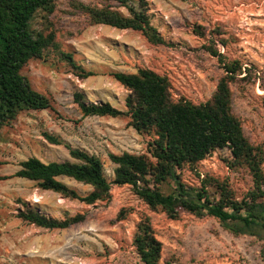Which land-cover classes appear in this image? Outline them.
<instances>
[{
	"label": "rangeland",
	"instance_id": "rangeland-1",
	"mask_svg": "<svg viewBox=\"0 0 264 264\" xmlns=\"http://www.w3.org/2000/svg\"><path fill=\"white\" fill-rule=\"evenodd\" d=\"M146 2L152 23L169 46H153L139 32L90 26L83 16L61 17L56 24L58 45L96 75L82 80L64 64L41 60L31 61L22 70L34 90L53 99V107L23 112L13 124L0 130L1 176L12 175L20 162L30 157L43 162L71 160L63 145L47 142L43 136L47 132L72 148L99 157L111 182L114 164L109 154L146 153L150 138L130 128L126 119L82 118L74 94H83L91 103L107 102L123 110L128 91L111 74L148 68L168 77L175 99L206 102L223 75L217 59L204 48L209 45L250 69L253 82L232 87L233 111L242 120L246 137L255 144L264 142V0ZM227 154L214 153L200 163L199 169L229 177L241 194L249 187L250 179L227 169L222 161ZM60 180L83 195L91 190L67 178ZM187 180L192 182L193 177L187 174ZM111 195L108 203L87 206L42 191L32 181H0V264H143L132 246L141 212L152 220L163 245V260L173 257L176 264H264L250 238L233 237L213 218L183 214L180 220H170L165 214L150 211L130 186H112ZM18 199L57 219L78 213L85 214L86 219L65 230L38 228L17 218ZM122 209L134 211L119 221L117 215Z\"/></svg>",
	"mask_w": 264,
	"mask_h": 264
},
{
	"label": "trees",
	"instance_id": "trees-1",
	"mask_svg": "<svg viewBox=\"0 0 264 264\" xmlns=\"http://www.w3.org/2000/svg\"><path fill=\"white\" fill-rule=\"evenodd\" d=\"M62 16H83L90 26L139 32L153 46H169L152 23L146 0H99L97 3L0 0V130L13 124L23 112L53 107V99L34 90L22 74L31 61L64 64L82 80L96 75L77 64L73 54L58 45L56 24ZM197 34L203 33L197 31ZM204 48L223 70L206 102L195 104L184 97L175 99L168 77L148 68H140L135 73L111 74L128 91L123 110L107 102L91 103L83 94H74V103L82 118L126 119L130 128L150 138L146 153L109 154L114 164L111 182L99 157L84 149L72 148L47 132L43 133L47 142L63 145L71 160L43 162L30 157L20 162L12 175H0V181L10 178L32 181L42 191L87 206L110 202L112 186H130L150 211L165 214L170 220H180L183 214L197 219L213 218L233 237L250 238L264 259V142L252 143L244 133L242 120L233 111L232 87L252 83V74L241 61L229 60L215 46ZM220 151L228 152L222 161L231 173H243L250 179L249 187L241 194L233 188L229 177L202 173L199 169L201 162ZM187 174L193 177L192 182L187 180ZM61 178L91 190L83 195ZM17 203L20 205L17 218L42 229L65 230L86 219L81 213L57 219L21 199ZM133 211L122 209L117 220H125ZM132 246L143 264L177 262L173 257L163 260V245L145 212L139 213Z\"/></svg>",
	"mask_w": 264,
	"mask_h": 264
}]
</instances>
